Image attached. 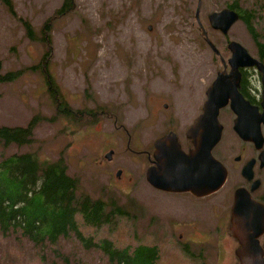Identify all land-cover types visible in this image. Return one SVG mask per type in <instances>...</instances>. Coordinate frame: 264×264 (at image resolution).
I'll use <instances>...</instances> for the list:
<instances>
[{
  "label": "rangeland",
  "instance_id": "374dc122",
  "mask_svg": "<svg viewBox=\"0 0 264 264\" xmlns=\"http://www.w3.org/2000/svg\"><path fill=\"white\" fill-rule=\"evenodd\" d=\"M11 2L14 15L0 0V72L37 65L46 51L41 60L50 63L60 96L83 113L78 125L59 115L41 71L25 70L12 82H0L1 125L40 119L33 142L0 146V159L25 152L42 161L62 158L80 193L109 206L116 202L126 214L99 228L80 224L83 236L91 237L89 246L71 236L42 249L0 232V264H111L101 248L91 246L104 239L118 248L155 245L157 264H239L229 230L231 191L201 203L187 193L153 189L145 172L153 141L167 132L174 131L188 149L185 131L201 112L209 84L226 67L228 41L257 56L255 42L264 44V0H75L61 16L54 13L62 0ZM231 4L254 15L256 41L241 20L226 35L211 28L209 13ZM21 19L33 27V41ZM91 120L96 122L89 125ZM227 126L223 136L231 139Z\"/></svg>",
  "mask_w": 264,
  "mask_h": 264
},
{
  "label": "trees",
  "instance_id": "16d2710c",
  "mask_svg": "<svg viewBox=\"0 0 264 264\" xmlns=\"http://www.w3.org/2000/svg\"><path fill=\"white\" fill-rule=\"evenodd\" d=\"M2 3L11 15L16 13L11 0H2ZM74 6L75 0H62L61 6L54 14L61 16L67 9L72 11ZM227 7L239 13V19L256 41L258 34L254 28V15L237 8L234 4ZM20 22L26 37L33 41L35 33L30 22L26 19H21ZM255 44L260 59H264V44L257 41ZM45 54L46 51L43 56ZM42 58L37 65L0 72V82H12L25 70L41 71L46 79L48 93L57 104L59 115L62 114L65 120L74 125L81 124L83 111H75L68 105L66 99L60 96L58 86L49 70L50 63L41 60ZM39 120L38 115H34L25 126L0 124V146L32 143L33 131ZM95 122L91 120L89 125ZM66 169L62 158L42 161L32 152L12 154L0 159V232L3 236L16 234L22 239L29 240L34 246L43 247L42 249L56 243L59 238L67 239L71 236L89 246L86 241L91 237L83 236L80 224L99 228L114 222V217L126 214L115 201V205L112 202L109 206L103 199H94L80 193L78 179L67 174ZM91 246L101 248L111 264H157L160 259L159 248L151 244L141 243L134 247L118 248L111 241L104 239L101 246L97 243Z\"/></svg>",
  "mask_w": 264,
  "mask_h": 264
},
{
  "label": "water",
  "instance_id": "95a60500",
  "mask_svg": "<svg viewBox=\"0 0 264 264\" xmlns=\"http://www.w3.org/2000/svg\"><path fill=\"white\" fill-rule=\"evenodd\" d=\"M238 20L239 13L233 8H224L208 15L211 28L219 30L224 35ZM199 26L203 30L202 26ZM206 41L211 49L216 51L207 39V34ZM227 48L231 52L229 58L231 71L229 74L218 72L208 87L202 112L186 131L192 147L185 153L174 132H169L154 141L153 165L145 172V178L152 186L173 192L190 191L196 196L204 194L205 190L209 189L210 193L215 192L222 186L226 170L212 157L211 149L222 134V126L217 120L218 111L228 102L236 114L234 131L243 140L255 142L257 149L261 148L263 139L260 124L264 125V90L261 102L263 111L259 114L237 90L240 78L237 68L256 65L264 72L263 66L239 42L230 41ZM111 153L112 150L106 157L110 158ZM259 159L263 165L264 149L260 152ZM231 213V222L234 225L230 229L241 245V248L235 251L239 264H264V258L261 257L262 247L258 241V237L264 232V206L251 199L248 193L245 195L240 189L236 191Z\"/></svg>",
  "mask_w": 264,
  "mask_h": 264
},
{
  "label": "flooded vegetation",
  "instance_id": "af4514ba",
  "mask_svg": "<svg viewBox=\"0 0 264 264\" xmlns=\"http://www.w3.org/2000/svg\"><path fill=\"white\" fill-rule=\"evenodd\" d=\"M255 57L263 66V70H264V59H260L258 49H257V56ZM224 62L226 63V67L222 71H218V72H224L225 74H229L231 71V66L229 64V57L227 58L226 61L224 60ZM237 70L240 75L237 90L246 101H248L252 106L256 108V112L258 111L259 114H262L263 107L261 105V102H262V93L264 90V76H263L264 72L262 70H259L256 65L239 67L237 68ZM225 109H229L231 111L232 116H230ZM235 119H236V114L230 108L229 102L227 105L219 109L217 120L222 126L223 132L220 141L212 149V155L223 165L224 169L226 170V178L222 186L216 192L202 196H195L193 193L192 194L187 193L195 201L202 203V200L206 198H211L214 194L218 192L222 194L223 192L230 193L231 191V201H230V209H229L230 224H231L230 228L232 227V225H234L231 222V214H232L231 212H232V207L234 205V199L237 190L241 189L245 195L246 193H248L251 199L264 206V191L263 190L260 191V189H262L263 187V182H264V179L262 177L264 164L261 165V160L259 159L260 152L264 149V125H262V123L260 124L263 141L261 143V148L257 149L255 142H253L252 140H243L238 136V134H236V132L233 129ZM228 122L230 123V127L232 130L231 134L233 138L231 139L226 138L227 139L226 140L223 135L224 132L228 130V126H227ZM238 178H240V181H238ZM223 188L224 190L221 191ZM230 228L229 230L231 236L236 240V246L232 248V252L235 254V257L238 260V256L236 255L235 251L240 249L241 245L238 239L233 236L232 234L233 232ZM179 237H182V233L179 234ZM258 241L263 251V255L261 257L264 258V232L258 237ZM182 249H184L185 252L189 253V249H187L186 245L182 246Z\"/></svg>",
  "mask_w": 264,
  "mask_h": 264
}]
</instances>
